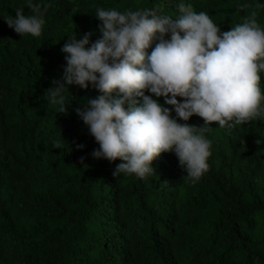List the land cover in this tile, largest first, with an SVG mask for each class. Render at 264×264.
I'll return each mask as SVG.
<instances>
[{
    "label": "trees",
    "instance_id": "trees-1",
    "mask_svg": "<svg viewBox=\"0 0 264 264\" xmlns=\"http://www.w3.org/2000/svg\"><path fill=\"white\" fill-rule=\"evenodd\" d=\"M33 3L50 5L42 35L20 37L3 18L16 8L31 15L26 0H0V264H264V119L213 124L209 170L195 184L174 153H162L155 175L140 179L114 176L121 161L91 156L99 146L75 109L98 92L69 86L66 115L45 96L62 77L68 37H100L97 7L158 6L175 16L180 3L191 4L228 31L253 11L264 28V0ZM56 140L63 148L53 149Z\"/></svg>",
    "mask_w": 264,
    "mask_h": 264
},
{
    "label": "clouds",
    "instance_id": "clouds-1",
    "mask_svg": "<svg viewBox=\"0 0 264 264\" xmlns=\"http://www.w3.org/2000/svg\"><path fill=\"white\" fill-rule=\"evenodd\" d=\"M26 7L31 15L16 8L4 22L20 37H40L50 5L26 0ZM178 13L164 14L158 6L125 11L97 7L100 37L92 42L91 32L79 39L75 34L60 49L66 63L62 77L46 90L47 102L66 115L69 86H91L99 93L86 97L75 113L99 146L91 156L121 161L114 176L145 179L155 175L156 158L174 153L195 184L209 170L212 143L206 134L213 124L232 129L264 119L259 75L264 72V28L256 12L228 31L191 4L180 3ZM194 115L203 120L201 126L187 123ZM52 147L63 144L56 140Z\"/></svg>",
    "mask_w": 264,
    "mask_h": 264
}]
</instances>
